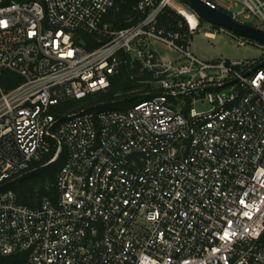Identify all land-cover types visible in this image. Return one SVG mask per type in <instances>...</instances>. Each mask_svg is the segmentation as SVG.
Here are the masks:
<instances>
[{"label":"built area","instance_id":"1","mask_svg":"<svg viewBox=\"0 0 264 264\" xmlns=\"http://www.w3.org/2000/svg\"><path fill=\"white\" fill-rule=\"evenodd\" d=\"M172 1L138 0V21L114 30L102 22L117 0H0V262L264 264V46L232 34L262 59L202 63L196 15L186 35L157 28ZM202 1L264 27V0ZM127 58L151 74L149 99L75 106ZM196 93L208 110L180 100ZM59 158L38 208L3 189Z\"/></svg>","mask_w":264,"mask_h":264},{"label":"trees","instance_id":"2","mask_svg":"<svg viewBox=\"0 0 264 264\" xmlns=\"http://www.w3.org/2000/svg\"><path fill=\"white\" fill-rule=\"evenodd\" d=\"M137 1L117 0L115 6L104 17L102 26L120 30L138 21L141 14L135 10ZM179 1L189 7L186 0ZM198 21L200 25L202 21L199 19ZM157 28L167 32H178L181 35L188 33L185 20L168 7L159 16ZM139 68L138 62H130L127 58V64L121 65L119 74L110 78V87L107 91L90 95L83 101L75 103V106L125 110L139 101L149 99L150 96L139 94L151 91V87L140 84L139 81L149 80L151 74L146 72L139 74ZM2 85L7 89L12 87L5 83ZM62 164L63 158H59L50 165L39 167L28 175L5 184L3 189L14 192L20 204L36 209L44 198L56 195L55 183ZM24 262V254H15L2 258L0 264H24Z\"/></svg>","mask_w":264,"mask_h":264},{"label":"rangeland","instance_id":"3","mask_svg":"<svg viewBox=\"0 0 264 264\" xmlns=\"http://www.w3.org/2000/svg\"><path fill=\"white\" fill-rule=\"evenodd\" d=\"M214 1L224 8L229 7V2L227 0ZM169 8L175 11L177 14H179L178 10L184 9L192 15H195L194 12L188 6L184 5L179 0H173ZM244 23L254 28L264 29L262 24H260V22H258L252 17L245 19ZM214 28V26H211L208 23L202 21V23L199 25L198 30L191 36L189 52L200 62L209 64L235 61H242L244 63H255L262 59V48L254 45L253 43H249L244 46H239L237 44V39L233 37L232 34H230L229 32H217L214 38H210L207 34L213 32ZM215 29L218 28L216 27ZM155 49L163 57L169 55V57L172 58L174 56V54L168 52L166 48L161 45H156ZM205 97L206 93H196L192 94L189 97H182L180 98V100L185 101L187 103L196 101L194 108L200 112L206 111L210 107Z\"/></svg>","mask_w":264,"mask_h":264},{"label":"water","instance_id":"4","mask_svg":"<svg viewBox=\"0 0 264 264\" xmlns=\"http://www.w3.org/2000/svg\"><path fill=\"white\" fill-rule=\"evenodd\" d=\"M186 2L199 20L264 46V31L249 25L240 24L231 19L227 14L210 8L202 0H186ZM263 66L264 62L258 68ZM198 91L199 89L195 92Z\"/></svg>","mask_w":264,"mask_h":264},{"label":"bare ground","instance_id":"5","mask_svg":"<svg viewBox=\"0 0 264 264\" xmlns=\"http://www.w3.org/2000/svg\"><path fill=\"white\" fill-rule=\"evenodd\" d=\"M178 13L186 20L187 23H190L192 26H195V24L197 23L195 16L187 12L186 10L180 9L178 10Z\"/></svg>","mask_w":264,"mask_h":264},{"label":"crops","instance_id":"6","mask_svg":"<svg viewBox=\"0 0 264 264\" xmlns=\"http://www.w3.org/2000/svg\"><path fill=\"white\" fill-rule=\"evenodd\" d=\"M210 38H214V36H209Z\"/></svg>","mask_w":264,"mask_h":264}]
</instances>
